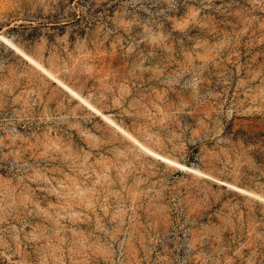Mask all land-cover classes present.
Wrapping results in <instances>:
<instances>
[{
	"label": "rangeland",
	"instance_id": "1",
	"mask_svg": "<svg viewBox=\"0 0 264 264\" xmlns=\"http://www.w3.org/2000/svg\"><path fill=\"white\" fill-rule=\"evenodd\" d=\"M0 264H264V0H0Z\"/></svg>",
	"mask_w": 264,
	"mask_h": 264
}]
</instances>
